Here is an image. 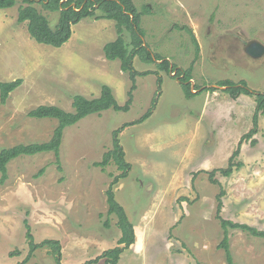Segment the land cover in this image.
<instances>
[{
  "label": "rangeland",
  "instance_id": "rangeland-1",
  "mask_svg": "<svg viewBox=\"0 0 264 264\" xmlns=\"http://www.w3.org/2000/svg\"><path fill=\"white\" fill-rule=\"evenodd\" d=\"M15 1L0 9V80L22 82L0 102V149L51 138L56 119L27 115L38 105L70 111L72 94L98 96L102 83L124 104L129 75L102 50L116 38L114 21L83 18L71 25L69 40L54 47L36 42L26 23L16 21L24 1ZM132 1L139 11L148 6L140 23L144 41L171 68L167 72L135 56L134 68L152 73L136 76L127 111L108 109L65 127L58 155H21L7 163L3 179L0 172V264H16L27 256L25 221L36 243L60 242L64 264H85L117 245L115 217L110 215L104 226L105 192L120 171L113 162L104 168L94 163L112 147V131L148 109L146 119L118 134L131 167L112 189L134 224L136 240L117 264H226L218 246L224 235L216 216L219 202L221 217L264 228V114L232 158L240 166L229 176L215 172L216 182L209 178L210 171L227 166L252 127L255 110L254 96L233 97L217 82L243 80L264 93V54L253 60L243 52L251 41L264 46V0ZM33 6L55 26L58 11L45 9L38 0ZM124 37L130 41L128 31ZM184 71L193 84L191 97L183 91ZM228 240L234 264H264V239L231 228ZM104 263L99 258L89 264ZM24 264L56 261L42 246Z\"/></svg>",
  "mask_w": 264,
  "mask_h": 264
},
{
  "label": "trees",
  "instance_id": "trees-1",
  "mask_svg": "<svg viewBox=\"0 0 264 264\" xmlns=\"http://www.w3.org/2000/svg\"><path fill=\"white\" fill-rule=\"evenodd\" d=\"M24 4H21L18 8L16 21L19 23H26L27 31L32 39L38 43L51 45L54 47H60L71 37V25L78 23L83 18L94 17L96 19L104 18L114 21V27L116 31V38L105 43L102 50L106 59L120 61V68L123 72L129 75L131 80V86L127 92L128 98L124 104H119L115 99L112 88L106 84H101L100 93L95 97H86L80 93L71 95L72 110L67 111L57 105H38L37 107L28 111L27 115L33 118H53L57 120L52 136L49 140L44 142H34L28 144H16L11 147H5L0 149V172L1 179L6 175L7 163L15 157L21 155H30L41 152H54L58 155L63 130L65 127L70 126L78 122L83 117L100 113L102 111L112 109L115 111H127L132 101V90L135 88V78L140 75H147L152 73L151 71L138 72L133 66V60L135 56H138L141 61L145 63H156L160 69L169 71L170 63L168 60H162V57L149 49V45L145 43V33L141 28V16L144 11H149L147 5L143 10L139 11L132 0H38L39 3L49 11H58V19L54 27L49 25L48 17L42 14L33 3L35 0H23ZM16 3L15 0H0V9L10 8ZM128 31L130 35V41L127 42L124 37V32ZM190 32V30H189ZM192 32V31H191ZM192 40L194 37L191 33ZM196 44V43H195ZM156 60H162L156 62ZM182 80L183 91L186 97H191L194 92L190 91V74L184 71ZM22 80L17 78L10 81L0 80V102L4 103L9 96V93L17 88L21 84ZM158 88L161 84V77L157 78ZM219 86L227 87V91L231 96H237V94L245 93L252 95L255 98V110L252 117V127L248 132L241 136L238 142V147L233 151L232 156L226 167L214 169L209 172V178L211 182H216L214 179L215 172H220L225 176H229L234 168H238L240 163L234 164L232 158L238 154V148L245 138L252 136L257 129V120L260 114H264V93H256L247 87V84L240 80L235 83L231 80H220L217 82ZM195 88V87H194ZM206 90H214V87L206 88ZM155 101H152L151 107H154ZM151 114V109H148L139 119L131 121L130 123H124L121 127L112 131V147L106 151L101 161L94 164L104 168L110 162H113L116 168L120 171L118 175L113 176L112 181L108 189H106V203H107V218L104 221V226L109 225V216L115 217V224L120 232V236L117 239V245L106 249L102 254L85 264L96 262L99 258H104V264H117L120 254L123 250L129 248L136 240L134 224L129 220L124 207L115 199L113 186L121 179L125 178L130 170V163L126 161L124 150L120 144L118 137L119 132L130 124H135L143 121ZM223 189L219 192V195L223 194ZM220 208V202L217 206V218L220 221L221 227L224 230V235L219 243V248H222L225 253L226 264H234L232 254L230 251L228 240V229H240L248 232L250 235L264 239V228L259 229L255 226L248 225L246 223L235 222L229 219H225L218 214ZM27 227V239H28V254L23 261L16 264H24L34 252L35 249L47 246L56 261V264H64L61 262L60 242L55 239H44L43 241L36 243L29 231V225L25 221Z\"/></svg>",
  "mask_w": 264,
  "mask_h": 264
},
{
  "label": "water",
  "instance_id": "water-1",
  "mask_svg": "<svg viewBox=\"0 0 264 264\" xmlns=\"http://www.w3.org/2000/svg\"><path fill=\"white\" fill-rule=\"evenodd\" d=\"M246 49L253 56H260L264 52V46L257 42L250 43ZM191 87L193 88V84H191Z\"/></svg>",
  "mask_w": 264,
  "mask_h": 264
},
{
  "label": "flooded vegetation",
  "instance_id": "flooded-vegetation-1",
  "mask_svg": "<svg viewBox=\"0 0 264 264\" xmlns=\"http://www.w3.org/2000/svg\"><path fill=\"white\" fill-rule=\"evenodd\" d=\"M252 42H257V43H259L258 41H251V42H249V43H247L246 45H244V49H243V52L250 58V59H259L260 57H262L263 56V54H261L260 56H253V55H251L248 51H247V46L250 44V43H252ZM225 87V86H224Z\"/></svg>",
  "mask_w": 264,
  "mask_h": 264
}]
</instances>
